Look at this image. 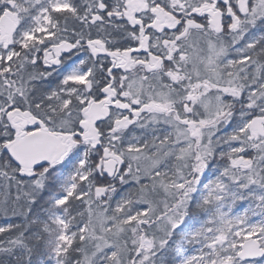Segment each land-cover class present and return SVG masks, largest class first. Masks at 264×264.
Wrapping results in <instances>:
<instances>
[{"label": "snow or ice", "instance_id": "6c2138e0", "mask_svg": "<svg viewBox=\"0 0 264 264\" xmlns=\"http://www.w3.org/2000/svg\"><path fill=\"white\" fill-rule=\"evenodd\" d=\"M0 264H264V0H0Z\"/></svg>", "mask_w": 264, "mask_h": 264}, {"label": "rangeland", "instance_id": "374dc122", "mask_svg": "<svg viewBox=\"0 0 264 264\" xmlns=\"http://www.w3.org/2000/svg\"><path fill=\"white\" fill-rule=\"evenodd\" d=\"M3 221H0V223H2Z\"/></svg>", "mask_w": 264, "mask_h": 264}, {"label": "trees", "instance_id": "16d2710c", "mask_svg": "<svg viewBox=\"0 0 264 264\" xmlns=\"http://www.w3.org/2000/svg\"><path fill=\"white\" fill-rule=\"evenodd\" d=\"M0 221H2V220H0Z\"/></svg>", "mask_w": 264, "mask_h": 264}]
</instances>
